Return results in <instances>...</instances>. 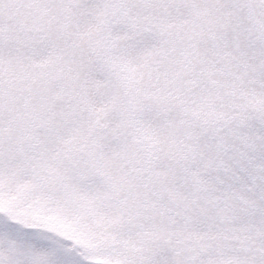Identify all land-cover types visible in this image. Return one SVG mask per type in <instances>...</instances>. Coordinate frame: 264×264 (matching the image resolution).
Returning <instances> with one entry per match:
<instances>
[{
    "label": "snow or ice",
    "instance_id": "snow-or-ice-1",
    "mask_svg": "<svg viewBox=\"0 0 264 264\" xmlns=\"http://www.w3.org/2000/svg\"><path fill=\"white\" fill-rule=\"evenodd\" d=\"M0 264H264V0H0Z\"/></svg>",
    "mask_w": 264,
    "mask_h": 264
}]
</instances>
